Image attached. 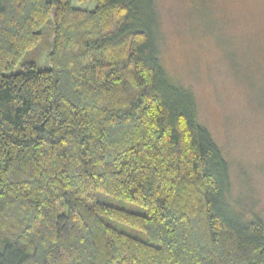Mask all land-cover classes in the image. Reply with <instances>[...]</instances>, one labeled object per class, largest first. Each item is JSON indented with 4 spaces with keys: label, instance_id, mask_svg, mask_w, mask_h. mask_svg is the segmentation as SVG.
Segmentation results:
<instances>
[{
    "label": "trees",
    "instance_id": "1",
    "mask_svg": "<svg viewBox=\"0 0 264 264\" xmlns=\"http://www.w3.org/2000/svg\"><path fill=\"white\" fill-rule=\"evenodd\" d=\"M159 29L155 0H0V264H264Z\"/></svg>",
    "mask_w": 264,
    "mask_h": 264
},
{
    "label": "rangeland",
    "instance_id": "2",
    "mask_svg": "<svg viewBox=\"0 0 264 264\" xmlns=\"http://www.w3.org/2000/svg\"><path fill=\"white\" fill-rule=\"evenodd\" d=\"M155 2L162 64L193 91L199 122L229 163L227 202L264 220V0Z\"/></svg>",
    "mask_w": 264,
    "mask_h": 264
}]
</instances>
